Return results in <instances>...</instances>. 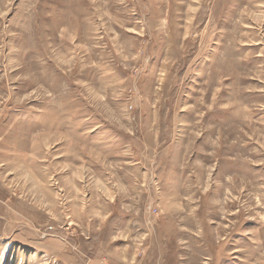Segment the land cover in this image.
Listing matches in <instances>:
<instances>
[{"label": "rangeland", "instance_id": "obj_1", "mask_svg": "<svg viewBox=\"0 0 264 264\" xmlns=\"http://www.w3.org/2000/svg\"><path fill=\"white\" fill-rule=\"evenodd\" d=\"M0 264H264V0H0Z\"/></svg>", "mask_w": 264, "mask_h": 264}]
</instances>
